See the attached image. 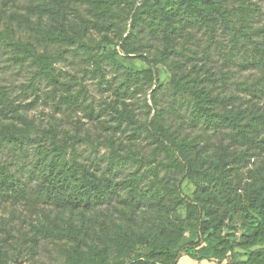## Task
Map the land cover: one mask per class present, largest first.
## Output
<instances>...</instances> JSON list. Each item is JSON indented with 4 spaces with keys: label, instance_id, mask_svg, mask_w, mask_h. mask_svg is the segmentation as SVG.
<instances>
[{
    "label": "rangeland",
    "instance_id": "1",
    "mask_svg": "<svg viewBox=\"0 0 264 264\" xmlns=\"http://www.w3.org/2000/svg\"><path fill=\"white\" fill-rule=\"evenodd\" d=\"M139 1L0 0V138L6 132L25 136L22 138L24 150L2 140L0 160L9 170L34 182V176L30 177L27 169L37 165L39 176L43 159L48 161L57 153L55 146L68 164L77 160L87 169L97 168L98 174L107 168L113 149L150 160L148 140L143 135L133 134L132 125L115 111V108L121 109L120 101L124 99L138 120L145 121L147 115L154 113V110L147 112V107L153 105L152 89L131 98L117 91L123 80L122 68L137 70L146 65L135 58L117 56V67L102 61L104 73L94 69L99 55L110 53L114 48L105 36L115 40L119 32L129 29V6ZM228 4L230 23L219 22L213 31L202 27L192 32V38H180L178 43L195 49L198 38L201 46L198 49L206 47V53L200 50L194 59L183 61L184 71L190 76L207 78L208 75L210 81L203 83L208 87L215 85L214 92L226 96L225 105L240 110L239 118L247 122L257 115V108L264 113V65H248L243 61L249 52L244 53L238 41L241 33L248 30L253 39L264 46V0H228ZM14 42H22L28 49L22 50ZM161 45L162 42H157L158 48ZM37 54L49 56L52 66L60 71L59 81L53 82L49 75L40 72ZM202 62L206 64V73L204 68L198 70ZM193 63L196 64L193 66ZM158 66L162 88L155 95L160 105L174 110L179 94H175L173 103V84L166 65L159 63ZM254 79L261 90L260 98L250 96L243 84ZM29 82L34 84L29 85ZM71 94L75 96L73 102H65L63 97ZM186 95L187 91L183 93ZM178 122L173 120V126ZM228 142L229 137L221 135L213 147ZM251 152L256 155L251 156L246 166L239 167L245 180L249 179L248 169L257 172L259 163L264 165L261 161V158L264 160V143ZM117 163L113 171L121 182L136 166L126 159ZM148 166L146 162L139 167L143 179L149 176ZM162 173L160 170L159 174ZM139 185L142 186V181ZM194 188L191 181H183L185 194L192 195ZM184 217V206L169 214L171 220ZM54 223L62 228L74 227L77 231L65 236L53 229ZM113 223L123 232L124 243H119V249L108 239L114 233ZM250 225L243 214H233L225 220L223 232L229 240L238 243L249 234ZM158 232L163 236L165 227L159 224L152 207L148 208L143 202L131 207L115 198L81 213L78 209L35 203L29 196L21 199L0 196V264H69L71 259L81 263V258L94 263L105 252L108 264L121 260L128 264L130 259L138 258L148 260L145 254L153 252L148 241ZM78 235V240L73 239ZM190 240L195 237L185 231V236L175 245L173 241L171 248L176 250L178 245ZM261 246L264 247V242ZM245 252L237 248L231 258L243 260ZM202 253L207 257L193 258L179 251L176 264H226L228 261V258L219 261L212 257L208 247Z\"/></svg>",
    "mask_w": 264,
    "mask_h": 264
},
{
    "label": "trees",
    "instance_id": "2",
    "mask_svg": "<svg viewBox=\"0 0 264 264\" xmlns=\"http://www.w3.org/2000/svg\"><path fill=\"white\" fill-rule=\"evenodd\" d=\"M93 1L105 3L106 0ZM229 15L228 0H140L137 4L131 3L128 10L129 29L119 32L115 40L105 36L104 39L114 48L110 53L99 55L94 69L103 74L105 68L101 65L102 61L117 67V56L135 58L146 65L137 70L122 68L123 80L119 82L117 91L131 98L136 93L152 89L150 97L153 105L147 107V112L149 114L154 110V113L147 115L145 121L138 120L124 99L120 101L121 109L115 108V111L132 125L133 134L143 135L148 140L150 160L124 155L113 149L107 168L98 174L97 168L87 169L77 160L68 164L62 151L55 146L57 153L48 161L43 159L39 176L37 165L27 169L29 176H34V182L24 179L21 173L9 170L0 160V196L20 199L29 196L35 203L50 204L59 209H78L81 213L115 198L131 207L145 203L157 213L159 224L165 227V234L161 236L158 232L148 241L153 251L145 254L148 260L130 259L128 264H155V261L176 264L179 251L203 259L207 257L202 253L206 247L219 261L228 258L226 264H264V247L261 246L264 242V165L259 163L257 172L248 169V180L239 171L240 166H246L251 156L256 155L251 150L260 148L264 143V113L257 108V115L242 122L238 116L240 110L228 108L225 105L226 96L214 92L215 85L208 87L203 83L210 81L208 75L207 78L190 76L184 71L186 66L183 61L194 59L200 50L206 53V47L198 49L201 47L198 38L195 39V49L178 43L180 38H192V32L202 27H210L213 31L219 22L227 25L230 23ZM157 42H162L159 48ZM238 43L244 53L249 52L243 61L248 65H264V46L253 39L251 32L243 31ZM14 44L22 50L28 49L22 42ZM36 58L40 62V72L49 75L53 82L59 81L60 71L52 66L49 56L37 54ZM159 63L166 65L173 84V103L176 102L175 94H179L177 105L172 106L174 110L160 105L155 95L162 88ZM205 65L202 62L198 70L201 71ZM189 82L192 84L187 85ZM32 83L29 82V85ZM243 84L250 96L261 97L255 79ZM185 91L188 95L183 96ZM63 99L71 103L75 96L66 95ZM173 120L179 121L176 126H173ZM221 135L229 137V142L213 147ZM23 137L21 133L6 132L0 138V145L6 139L13 148L24 150ZM125 159L136 167L128 178L120 182L115 177L113 165ZM261 161L264 164L262 158ZM146 162L149 163V176L143 179L139 167ZM160 170H163L162 175ZM185 180L195 186L190 196L182 190ZM180 206L185 207L184 219L171 220L169 214ZM233 214H243L251 224L249 234L238 243L229 240L223 232L225 220ZM53 226L57 233L68 237L77 231L71 226L62 228L56 223ZM113 229L114 233L108 239L114 248L119 249V243H124L123 232L116 223H113ZM185 231L195 240L172 249V242L175 245L181 240ZM78 237L73 239L78 240ZM237 248L246 251L243 260L231 258ZM106 256L105 252L94 263H88L84 258H81V263L71 259L69 264H108ZM152 257L155 260H151ZM113 264L126 262L121 260Z\"/></svg>",
    "mask_w": 264,
    "mask_h": 264
}]
</instances>
